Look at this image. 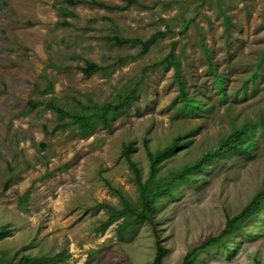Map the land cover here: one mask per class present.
Listing matches in <instances>:
<instances>
[{
	"label": "rangeland",
	"instance_id": "obj_1",
	"mask_svg": "<svg viewBox=\"0 0 264 264\" xmlns=\"http://www.w3.org/2000/svg\"><path fill=\"white\" fill-rule=\"evenodd\" d=\"M97 1L110 7L81 3L63 16L59 0H0V226L10 230L0 237V259L20 250L14 260L27 254L57 255L50 264H151L158 235L169 249L162 264H180L264 186V133L255 126L248 152L207 160L160 197L156 234L148 222L121 229L123 218L100 231L110 208H123L120 195L130 206L140 196L122 146L133 142L130 157L146 182L143 139L154 151L188 133L190 142L158 163L154 179L164 182L217 148L232 125L260 119L264 62L250 76L264 48V0ZM63 19L69 25H60ZM105 36L152 41L142 47ZM169 53L181 79L161 64ZM86 60L100 66L89 76L80 69ZM211 68L225 84L224 98ZM180 81L205 110H179ZM126 93L128 107L85 134L69 114L60 118L46 107L52 101L87 112ZM196 264H264V211L226 247L199 251Z\"/></svg>",
	"mask_w": 264,
	"mask_h": 264
},
{
	"label": "trees",
	"instance_id": "obj_2",
	"mask_svg": "<svg viewBox=\"0 0 264 264\" xmlns=\"http://www.w3.org/2000/svg\"><path fill=\"white\" fill-rule=\"evenodd\" d=\"M60 4L58 6L59 12L63 16L73 15V13L67 9L68 6H75L81 3H89L91 5L109 8L110 6L106 5L103 2L97 0H59ZM126 4L136 3L137 0H124ZM60 25L66 26L69 25L68 20H61ZM110 41H113L116 44H122L130 42V44L140 43L142 47H146L151 41L152 37L146 41H141L139 39H121L117 36H105ZM264 62V48L261 51L260 58L255 62L250 80H253L254 76L259 73L261 64ZM161 64L164 68L168 69L173 66L176 72V75L179 79L182 78L181 73L179 72V63L174 60L173 54L169 53L164 59H162ZM99 65L95 62L86 60L85 65L81 66V71L89 76L93 71L99 69ZM213 72V80L216 85V88L219 94L224 98L225 96V84L221 77L215 72L214 68H211ZM247 78L245 81H247ZM180 97L182 102L179 104L180 111H187L189 113H197L198 111L205 110L207 105H201L199 97L191 96L189 97L186 94L184 89L183 82L180 81ZM48 89V88H47ZM50 90V89H49ZM128 93L117 95L115 102H101L99 104H94L91 109L86 111H74L68 112L64 107L55 105L52 101L46 103V107L55 111L60 118L69 114L71 116V121H74L77 126L80 128V133L85 134L94 128L96 123H101L103 126H108L111 116L121 113L124 111L128 105L132 102L131 99H128ZM258 128L264 133V111L260 113V119L255 123L250 120H244L238 127L232 125V131L230 134L223 140L220 141L217 148L214 150L207 151L201 158L192 164H187L180 168L178 171L173 173L170 179L164 182H158L154 179L155 173L158 170V163L161 159L169 156L170 154L176 152L179 148L185 147L190 140L184 139V134H177L174 139L164 146L163 148L152 151L147 145V139H143L145 145V151L149 159V178L146 182H142L140 178V170L138 166L133 162L130 157V154L135 150L133 142L125 143L122 146L121 153L126 158L128 164L131 166L135 180L140 189V196L136 204L130 203L128 200L120 195L123 203L122 209L110 208L109 216L105 221L102 222L100 231L103 232L115 219L123 218L122 222L119 224L121 229H126L130 225L140 222H148L152 225L153 231L156 234L155 230V220L154 216L158 209L157 201L160 197L164 195H171L173 187L177 185L182 180L190 179L189 173L195 168H200L206 164L207 160H213L214 157L223 155L227 152L240 151L248 152L253 145V138L255 135L254 127ZM58 126H54L52 131H55ZM44 147V144H41ZM150 184V185H149ZM149 185V186H148ZM264 211V186L257 190L250 199L244 204L239 212L236 214H225V223L223 228L215 236H211L204 241H201L198 245L192 247L186 254L182 257L180 264H196L198 258V252L202 250L210 249L214 246H223L226 247V239L230 238L237 232L243 229V226L250 219L255 218L257 215L261 214ZM126 213H132L133 217H126ZM10 233V230L4 226H0V237L6 236ZM159 236L157 235L156 240V249L153 260L151 264H162L163 258L168 254L169 249L161 243ZM26 249V247H24ZM20 253V250H17L11 260L5 258L0 259V264H50L57 257L49 255H39V256H29L27 254H21L17 260L13 258Z\"/></svg>",
	"mask_w": 264,
	"mask_h": 264
}]
</instances>
